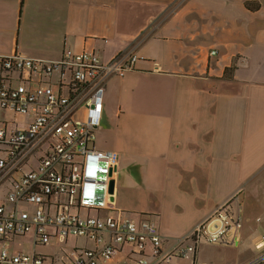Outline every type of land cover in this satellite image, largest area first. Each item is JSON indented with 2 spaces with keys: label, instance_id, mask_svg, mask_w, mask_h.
Here are the masks:
<instances>
[{
  "label": "crops",
  "instance_id": "0c3cea01",
  "mask_svg": "<svg viewBox=\"0 0 264 264\" xmlns=\"http://www.w3.org/2000/svg\"><path fill=\"white\" fill-rule=\"evenodd\" d=\"M67 48L105 62L138 56L106 80L95 130V145L119 154L107 213L152 220L169 247L241 190L233 243L204 242L161 264L254 259L264 233V0H0V54L56 61ZM78 238L70 253L89 246ZM131 256L120 245L100 264Z\"/></svg>",
  "mask_w": 264,
  "mask_h": 264
},
{
  "label": "built area",
  "instance_id": "2783aa9c",
  "mask_svg": "<svg viewBox=\"0 0 264 264\" xmlns=\"http://www.w3.org/2000/svg\"><path fill=\"white\" fill-rule=\"evenodd\" d=\"M212 53H216L212 50ZM138 59L119 53L102 61L94 50L67 48L47 61L15 51L0 54V239L31 234L34 247L83 237L92 246L69 253L65 264L110 262L120 245L132 256L122 264H161L194 255L204 243H233L242 228L232 204L237 190L189 232L166 247L155 222L113 216L110 181L119 154L95 146L106 80L123 75ZM57 72V76H55ZM14 113L22 119H5ZM92 210L82 214L80 210ZM260 220V217L257 218ZM262 251L246 264L264 262ZM46 254L0 249V264H59Z\"/></svg>",
  "mask_w": 264,
  "mask_h": 264
},
{
  "label": "rangeland",
  "instance_id": "374dc122",
  "mask_svg": "<svg viewBox=\"0 0 264 264\" xmlns=\"http://www.w3.org/2000/svg\"><path fill=\"white\" fill-rule=\"evenodd\" d=\"M57 74L58 73L55 72L54 75L57 76ZM1 116H3V118H5V119H10V120H14L15 118H17V119L23 118V116L17 115L14 113H6V114L1 113ZM95 146L97 147V145H95ZM261 212H262L261 209H259V210L250 209V213L253 215L259 214ZM28 236H30V235L25 234V235L14 236L11 239H0V249H7L11 253L12 252H18V251H24V252L29 253L33 250L34 244L32 242V239ZM78 239H79L77 241L78 244H87L89 246L91 245V243L85 241V239H83V238H78ZM52 240H54V239H51L50 243L39 244L37 247V251L38 252L43 251L44 253H47V255L50 258L55 256V258L58 260L57 262L59 264H65V263L69 262L70 261L69 253H70V250L72 248H70V246L67 245L66 243L57 244V246H53ZM75 241H76V239H75Z\"/></svg>",
  "mask_w": 264,
  "mask_h": 264
},
{
  "label": "water",
  "instance_id": "95a60500",
  "mask_svg": "<svg viewBox=\"0 0 264 264\" xmlns=\"http://www.w3.org/2000/svg\"><path fill=\"white\" fill-rule=\"evenodd\" d=\"M110 192L113 193L115 192V178H113L111 181H110V188H109ZM111 200H114V196L112 195L110 197Z\"/></svg>",
  "mask_w": 264,
  "mask_h": 264
},
{
  "label": "trees",
  "instance_id": "16d2710c",
  "mask_svg": "<svg viewBox=\"0 0 264 264\" xmlns=\"http://www.w3.org/2000/svg\"><path fill=\"white\" fill-rule=\"evenodd\" d=\"M231 69V68H230Z\"/></svg>",
  "mask_w": 264,
  "mask_h": 264
}]
</instances>
